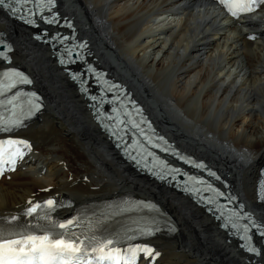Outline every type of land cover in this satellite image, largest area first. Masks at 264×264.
Segmentation results:
<instances>
[{"label":"bare ground","instance_id":"1","mask_svg":"<svg viewBox=\"0 0 264 264\" xmlns=\"http://www.w3.org/2000/svg\"><path fill=\"white\" fill-rule=\"evenodd\" d=\"M65 15L95 45L99 66L130 86L181 148L221 170L264 223L255 198L264 163V4L234 19L213 0H66ZM0 31L46 98L45 111L23 131L29 147L17 170L0 180V216L63 194L79 205L132 190L158 198L179 223L178 234L154 242L163 254L153 264H252L202 208L123 161L37 36L4 13ZM137 254L149 263V253Z\"/></svg>","mask_w":264,"mask_h":264},{"label":"snow or ice","instance_id":"2","mask_svg":"<svg viewBox=\"0 0 264 264\" xmlns=\"http://www.w3.org/2000/svg\"><path fill=\"white\" fill-rule=\"evenodd\" d=\"M16 3H23L25 0H15ZM52 0H49L51 3ZM5 0H0V5H3ZM11 3V0H10ZM229 11L232 12L233 16L238 15L235 9H239L241 12H247L252 10L251 4L238 5L234 4L232 0H220ZM255 3V0H252ZM260 3L264 4V0H260ZM13 76H19V73H13ZM23 82H27L21 78ZM139 127V125H134ZM9 130V129H3ZM163 139V138H160ZM0 145L5 147L0 148V154L8 152L9 148H13L16 145H23L24 147H29L24 141H0ZM167 150V149H165ZM23 152L19 148H15L9 155V159L14 163L15 157L22 156ZM47 206L51 209L55 204V201L48 200L46 202ZM40 205H34L28 209L27 214L32 215L36 212ZM15 219V217H13ZM72 221H68L67 224H57L52 222L47 228L42 226H35L33 229H26L23 232H6L3 228H0V264H79V261L87 254V249L96 243L91 237L84 239H79L74 233L70 231V226ZM57 228L64 229V232H56ZM38 231L41 234L32 235L30 232ZM17 236L18 239H13L12 237ZM66 236L67 239H57L54 237ZM112 241H108L111 244ZM83 246V248L81 247ZM107 245H101L99 248H92L93 252L100 253L96 257L97 264H102V262L107 258L111 259V253H104V248ZM144 251L151 253V249H132L135 251ZM158 255V253L156 254Z\"/></svg>","mask_w":264,"mask_h":264},{"label":"rangeland","instance_id":"3","mask_svg":"<svg viewBox=\"0 0 264 264\" xmlns=\"http://www.w3.org/2000/svg\"><path fill=\"white\" fill-rule=\"evenodd\" d=\"M65 4H66V0H65ZM67 6V5H66ZM75 19V18H74ZM83 32V31H82ZM87 34V33H86ZM88 35V34H87ZM89 36V35H88ZM90 37V36H89ZM91 39V38H90ZM95 46V45H94ZM113 56H115V54H113ZM37 87V86H36ZM38 88V87H37ZM134 88V87H133ZM39 89V88H38ZM135 92H136V90H135ZM136 95H137V93H136ZM138 96V95H137ZM104 135V134H103ZM104 137H105V135H104ZM106 139V138H105ZM110 144V143H109ZM85 180L86 181H88V177H86L85 178ZM240 187H241V185H239ZM169 209H171L170 207H168ZM174 213V212H173ZM237 249V248H236ZM238 250V249H237Z\"/></svg>","mask_w":264,"mask_h":264},{"label":"water","instance_id":"4","mask_svg":"<svg viewBox=\"0 0 264 264\" xmlns=\"http://www.w3.org/2000/svg\"><path fill=\"white\" fill-rule=\"evenodd\" d=\"M118 57H119V56H118ZM257 207H260V208L263 207V208H264V206H257Z\"/></svg>","mask_w":264,"mask_h":264}]
</instances>
